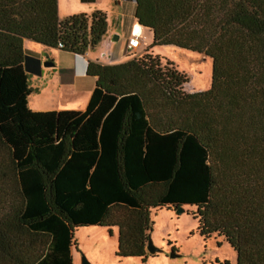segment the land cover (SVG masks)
Segmentation results:
<instances>
[{"label": "trees", "instance_id": "1", "mask_svg": "<svg viewBox=\"0 0 264 264\" xmlns=\"http://www.w3.org/2000/svg\"><path fill=\"white\" fill-rule=\"evenodd\" d=\"M134 2L146 51L88 61L83 111H33L41 62L24 39L83 54L107 16L0 0V264H72L74 232L90 225L117 227L115 255L146 264L153 211L184 205L234 264H264V0ZM164 45L210 58V87L186 92L187 76L152 52Z\"/></svg>", "mask_w": 264, "mask_h": 264}, {"label": "rangeland", "instance_id": "2", "mask_svg": "<svg viewBox=\"0 0 264 264\" xmlns=\"http://www.w3.org/2000/svg\"><path fill=\"white\" fill-rule=\"evenodd\" d=\"M118 1H122L123 4L119 5ZM103 2L107 3V6L113 11L108 15L109 30L119 28L116 24L121 17L119 15L121 11L122 19L127 24L134 21V0H117L115 4L109 0L108 2L103 0ZM143 32L151 44V33L148 29H143ZM142 38L143 36H139L140 40ZM152 52L162 57L163 63L165 59L173 62L177 70L187 76L188 82L184 85L186 92L203 91L210 87L212 78V60L210 58L170 45L155 46L152 48ZM64 55L68 60L73 57L69 53ZM29 84L33 89L28 97L30 106H35V104L60 106L59 104L64 102L63 99H57L50 103V95L48 93L45 95L44 90L39 92L43 81L37 76L30 75ZM183 208L184 211L181 213L172 207H162L153 211L150 236L153 244L161 251L150 256L146 264H219L224 260L229 264H234L235 253L233 250L225 242L220 246L216 244V241H221V238H215L213 235L209 239H204L198 234L197 220L191 213L195 210L194 206L184 205ZM110 229L111 233L109 234L108 228L96 225L77 228L74 232L77 248L74 245L71 248L72 264H81L82 255H85L92 264H141L138 258H118L115 255L118 228L111 227Z\"/></svg>", "mask_w": 264, "mask_h": 264}, {"label": "crops", "instance_id": "3", "mask_svg": "<svg viewBox=\"0 0 264 264\" xmlns=\"http://www.w3.org/2000/svg\"><path fill=\"white\" fill-rule=\"evenodd\" d=\"M105 1L108 2V0ZM109 2L115 4L117 0H109ZM118 4L122 5L123 3L122 1H118ZM107 5L103 0H57L59 19L79 13L90 14L95 10L103 11L107 16V32L105 36L94 48L88 49L83 54H73L59 48H48L37 42L24 39L23 47L25 53L38 58L41 62V73L40 75H35L43 81L39 92H43L44 90L45 95L48 93L51 98L50 103H53L57 99H63L64 101L62 104H59L60 106H53V104H48L49 106H41V104L30 106L27 100V105L31 110L83 111L88 104L96 81V77L86 74L88 61H95L106 65L123 63L134 56L143 54L150 46L147 35H144L142 31L140 37L143 36V38L139 39V45L130 51L127 45L128 39L133 33L138 34L136 31V19L133 17L134 21L131 24H127L122 19L123 13L121 11L119 12L121 17L117 20L118 23L116 24L119 28L109 30L108 15L113 11ZM142 28L147 29L145 27ZM66 53L72 54L73 57H70L69 60L66 59L64 55ZM129 54L132 55L129 56ZM45 61H52L54 65L44 67L42 63Z\"/></svg>", "mask_w": 264, "mask_h": 264}, {"label": "water", "instance_id": "4", "mask_svg": "<svg viewBox=\"0 0 264 264\" xmlns=\"http://www.w3.org/2000/svg\"><path fill=\"white\" fill-rule=\"evenodd\" d=\"M42 65L44 67H49V66H53L54 63L52 61H45V62L42 63ZM176 210H177L178 213H181V212L184 211V208H183V206H180V207L176 208ZM146 250H147L148 253L153 254V255L156 254V252L161 251L160 248H157L153 244V241L151 239L150 234L148 235V240H147V244H146ZM172 256H174V254H172ZM81 264H92V263L86 258L85 255H82Z\"/></svg>", "mask_w": 264, "mask_h": 264}, {"label": "built area", "instance_id": "5", "mask_svg": "<svg viewBox=\"0 0 264 264\" xmlns=\"http://www.w3.org/2000/svg\"><path fill=\"white\" fill-rule=\"evenodd\" d=\"M139 36H140V35H137V34L133 33V34L129 37L127 45H128V49H129L130 51L134 50V49L139 45ZM58 46H59V47H62V44L59 43Z\"/></svg>", "mask_w": 264, "mask_h": 264}, {"label": "bare ground", "instance_id": "6", "mask_svg": "<svg viewBox=\"0 0 264 264\" xmlns=\"http://www.w3.org/2000/svg\"><path fill=\"white\" fill-rule=\"evenodd\" d=\"M136 31L138 32L137 35H141V34H142V31H143V28H142L139 24H137V26H136ZM135 34H136V33H135Z\"/></svg>", "mask_w": 264, "mask_h": 264}]
</instances>
